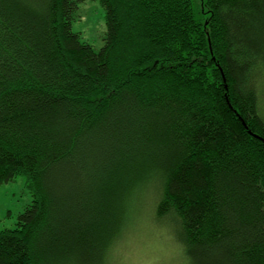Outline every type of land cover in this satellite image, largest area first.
<instances>
[{
    "label": "trees",
    "instance_id": "trees-1",
    "mask_svg": "<svg viewBox=\"0 0 264 264\" xmlns=\"http://www.w3.org/2000/svg\"><path fill=\"white\" fill-rule=\"evenodd\" d=\"M83 1L0 0V264H108L138 191L186 264H264V0H98L99 51Z\"/></svg>",
    "mask_w": 264,
    "mask_h": 264
},
{
    "label": "rangeland",
    "instance_id": "rangeland-1",
    "mask_svg": "<svg viewBox=\"0 0 264 264\" xmlns=\"http://www.w3.org/2000/svg\"><path fill=\"white\" fill-rule=\"evenodd\" d=\"M194 3L197 16L203 19L202 0H194ZM73 30L80 34L82 40L92 44L96 51L104 46L106 16L98 0L80 3L73 20ZM262 88L261 108L264 112V85ZM138 193L137 199L130 201L127 212L129 222L122 238L114 246L108 264H186L171 229L167 231L154 222L151 194ZM31 202L32 194L25 175H18L13 181L1 184L0 229L15 228L19 214Z\"/></svg>",
    "mask_w": 264,
    "mask_h": 264
}]
</instances>
